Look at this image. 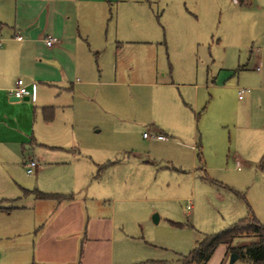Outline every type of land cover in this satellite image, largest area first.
Masks as SVG:
<instances>
[{"label":"rangeland","instance_id":"1","mask_svg":"<svg viewBox=\"0 0 264 264\" xmlns=\"http://www.w3.org/2000/svg\"><path fill=\"white\" fill-rule=\"evenodd\" d=\"M151 2L146 43L125 45L118 59L104 46L107 73L94 88L106 100L73 125L61 114L58 132L72 149L115 162L87 186H136L125 196L137 207L132 235L146 264H181L203 233L244 218L248 204L264 224V0ZM240 88L249 90L242 99ZM158 130L167 140L151 137ZM54 175L40 176L41 185L64 186ZM14 177L38 186L25 170ZM223 256L219 247L207 264Z\"/></svg>","mask_w":264,"mask_h":264},{"label":"crops","instance_id":"2","mask_svg":"<svg viewBox=\"0 0 264 264\" xmlns=\"http://www.w3.org/2000/svg\"><path fill=\"white\" fill-rule=\"evenodd\" d=\"M241 1L235 0L250 4ZM151 5V0H0V264L149 262L134 245L137 207L125 196L136 186H87L94 170L99 179L115 162L102 164L72 149L73 142L61 138L57 120L64 114L73 125L78 113L87 116L94 102L106 100L105 91L94 88L107 73L100 65L104 46L112 44L118 59L125 45L146 43ZM47 35L57 38L52 47L44 41ZM113 72L118 74L117 66ZM19 78L30 90L36 85L35 100L11 94ZM239 90L240 99L249 92L240 97ZM151 137L167 140L160 130ZM196 149L202 161L201 145ZM30 158L38 161L30 175H36L38 186H23L14 177L19 169L27 173ZM50 171L57 175L52 184L60 180L64 186L41 185L40 176ZM37 191L64 197L41 198ZM255 240L238 237L233 245ZM219 247L220 264H227L232 254L226 245Z\"/></svg>","mask_w":264,"mask_h":264},{"label":"trees","instance_id":"3","mask_svg":"<svg viewBox=\"0 0 264 264\" xmlns=\"http://www.w3.org/2000/svg\"><path fill=\"white\" fill-rule=\"evenodd\" d=\"M245 0H242L243 3ZM201 153H199V158ZM264 168V155L259 163ZM41 198H63L60 194H47L37 191ZM253 236L255 241L234 246V240L238 237ZM220 245H226L227 250L240 257L247 258L251 264H264V224L248 205L247 215L232 223L227 228L211 234H205L199 240L193 250L182 259V264H206Z\"/></svg>","mask_w":264,"mask_h":264},{"label":"built area","instance_id":"4","mask_svg":"<svg viewBox=\"0 0 264 264\" xmlns=\"http://www.w3.org/2000/svg\"><path fill=\"white\" fill-rule=\"evenodd\" d=\"M18 38H21V36H18ZM44 41L46 43V45L48 47H52L56 41H57V38L53 35H47L45 38H44ZM249 90L247 89H240L239 90V95L240 97L243 96V94L245 92H247ZM11 94L18 98V99H22V98H25V97H29L31 98L32 100H35L36 99V85L33 84L32 86V90H30L28 88V85L26 84V82L24 81L23 78H19L16 82V85L15 87H13L11 89ZM145 136H148V134H145ZM157 138L159 139H166V136L164 135H158ZM25 166H26V171H27V174L29 175H33L36 171V169L38 168V161L34 158H30L26 161L25 163Z\"/></svg>","mask_w":264,"mask_h":264},{"label":"water","instance_id":"5","mask_svg":"<svg viewBox=\"0 0 264 264\" xmlns=\"http://www.w3.org/2000/svg\"><path fill=\"white\" fill-rule=\"evenodd\" d=\"M15 99H18V98L15 97ZM153 221H154L155 223H157V222L159 221V216H158L157 213H155V214L153 215ZM236 258H238V255H237V254H232V256H231V262H233L234 260H236Z\"/></svg>","mask_w":264,"mask_h":264}]
</instances>
